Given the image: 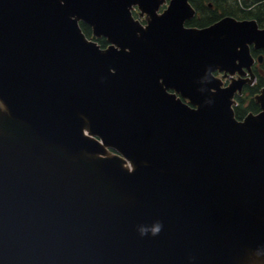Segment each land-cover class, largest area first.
<instances>
[{"label":"water","instance_id":"1","mask_svg":"<svg viewBox=\"0 0 264 264\" xmlns=\"http://www.w3.org/2000/svg\"><path fill=\"white\" fill-rule=\"evenodd\" d=\"M189 1L0 0V264L264 261V109L212 75L264 31Z\"/></svg>","mask_w":264,"mask_h":264},{"label":"flooded vegetation","instance_id":"2","mask_svg":"<svg viewBox=\"0 0 264 264\" xmlns=\"http://www.w3.org/2000/svg\"><path fill=\"white\" fill-rule=\"evenodd\" d=\"M164 1H168V4H166L163 11L168 8L171 0H162L157 14ZM189 4L193 10V16L185 21L184 27L202 29L219 22L224 18H232L237 22L252 21L256 24L258 32L264 31V0H190ZM136 9L141 12L136 5H133L129 9L132 15V12ZM161 13L158 15H161ZM133 19L137 21L134 17ZM147 24L148 22L145 25L140 23L144 29ZM82 33L88 41H94L96 44H98L97 40L105 39L103 37L96 38L92 34L91 29L89 36L83 31ZM247 55L248 59L243 60V64L239 63L242 65L240 68H235L233 75L219 70L212 73L214 77L222 76L231 79L229 83H227V81L222 82L223 80L220 81L221 88H227L233 82H242L240 88H238L233 96L232 106L234 118L239 122L245 121L249 116L259 115L264 109V106L261 105L262 102L264 103V47L259 43L249 44ZM236 65H238V62ZM250 91H257V93L249 96L246 92ZM2 112L3 108L0 102V113ZM4 112L6 111L4 110ZM0 128L2 133H5L6 126L0 124Z\"/></svg>","mask_w":264,"mask_h":264},{"label":"rangeland","instance_id":"3","mask_svg":"<svg viewBox=\"0 0 264 264\" xmlns=\"http://www.w3.org/2000/svg\"><path fill=\"white\" fill-rule=\"evenodd\" d=\"M166 4H168V1H164L162 7L160 8V11L158 12V14L161 13V12L163 11V9L165 8ZM132 13H133L132 16H133L138 22H140L142 25H145V24H146L147 22H149V20H150V18H149L148 15L139 12L137 9H136L135 11H133ZM89 28H90V27H89ZM92 42H94V41H92ZM215 77H216V79H218L219 81H222V80H223L222 82L227 81V83H229V82L231 81V79H228V78H225V77H222V76H215ZM225 85H226V83H225ZM2 108H3V112L0 113V118H1L2 122H5V119H6L5 116H4V113H5L4 110H5V108H4L3 105H2ZM107 156H108V157H115V155L112 154L111 152H108V153H107Z\"/></svg>","mask_w":264,"mask_h":264},{"label":"trees","instance_id":"4","mask_svg":"<svg viewBox=\"0 0 264 264\" xmlns=\"http://www.w3.org/2000/svg\"><path fill=\"white\" fill-rule=\"evenodd\" d=\"M80 27H81L82 31L85 32L87 36H89L90 28L88 26L84 25V24H80ZM97 42H98V44L100 45V47L102 49H104L107 46V42H106L105 39H99V40H97ZM246 93L249 96H252V95L256 94L257 91H250V92H246Z\"/></svg>","mask_w":264,"mask_h":264},{"label":"clouds","instance_id":"5","mask_svg":"<svg viewBox=\"0 0 264 264\" xmlns=\"http://www.w3.org/2000/svg\"><path fill=\"white\" fill-rule=\"evenodd\" d=\"M161 229V226L159 225V223H157L156 225H154L151 229H147V228H140L139 232L141 236H144L146 234H149V232H151V235H157L159 233ZM260 253H257V256H259Z\"/></svg>","mask_w":264,"mask_h":264},{"label":"bare ground","instance_id":"6","mask_svg":"<svg viewBox=\"0 0 264 264\" xmlns=\"http://www.w3.org/2000/svg\"><path fill=\"white\" fill-rule=\"evenodd\" d=\"M129 165V164H128ZM131 166V167H130ZM130 166H126L129 170H132L134 169V165H130ZM261 264H264V261H260Z\"/></svg>","mask_w":264,"mask_h":264}]
</instances>
